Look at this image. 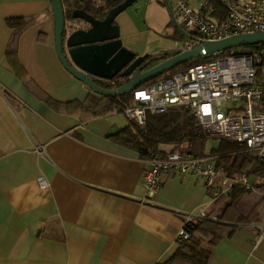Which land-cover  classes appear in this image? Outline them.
<instances>
[{
  "label": "crops",
  "instance_id": "1",
  "mask_svg": "<svg viewBox=\"0 0 264 264\" xmlns=\"http://www.w3.org/2000/svg\"><path fill=\"white\" fill-rule=\"evenodd\" d=\"M15 17L35 22L12 43ZM115 22L123 48L151 56L149 31L130 11ZM93 96L98 107L108 101L57 54L51 1L0 0V264H160L178 250L192 214L217 215L196 175L164 174L149 197L144 173L152 157L116 137L127 115L120 123L116 113L90 114ZM261 226L219 220L225 237L206 246L208 264H264Z\"/></svg>",
  "mask_w": 264,
  "mask_h": 264
},
{
  "label": "built area",
  "instance_id": "2",
  "mask_svg": "<svg viewBox=\"0 0 264 264\" xmlns=\"http://www.w3.org/2000/svg\"><path fill=\"white\" fill-rule=\"evenodd\" d=\"M176 9L188 41L180 52L234 35L264 31V0H177ZM118 79L108 80L117 87ZM125 114L144 125L149 113L162 114L175 106L190 108L208 135L227 137L246 146L264 160V48L217 51L185 71L139 86L132 92ZM227 105V109L224 106ZM216 156H196L189 151H169L151 158L144 173L148 196L159 191L164 174L196 175L203 179L214 202L235 183L250 187L245 176H228L217 166ZM42 186L48 182L40 178ZM219 223L217 215L201 210L187 219L178 238L189 240L193 221ZM264 230V226H261Z\"/></svg>",
  "mask_w": 264,
  "mask_h": 264
},
{
  "label": "trees",
  "instance_id": "3",
  "mask_svg": "<svg viewBox=\"0 0 264 264\" xmlns=\"http://www.w3.org/2000/svg\"><path fill=\"white\" fill-rule=\"evenodd\" d=\"M95 2L96 0H79L77 4L87 11L102 10L101 12L105 13L107 9L95 7ZM34 22V17L9 18L8 23L15 30L11 42L16 43L19 35ZM245 48L249 50L262 49L264 44L247 45ZM167 54H163L166 57L151 55L152 62L150 63L155 65L159 61L161 62L167 58ZM204 60V58L193 59L171 69L170 72L174 74L185 71L190 66ZM161 78L159 76L141 86L159 81ZM127 81L128 79L119 80L118 85L121 86ZM100 85L111 88L108 83ZM107 98L108 101L98 107V97H91L87 101L90 114L125 113V96ZM207 136L208 134L205 133L194 112L184 106L172 107L162 114L149 113L144 125L131 120L126 127L116 134L121 143L134 148L144 157H154L158 154L163 155L169 151H174L183 142L188 144L187 151L196 156L207 154L216 156L217 166L222 167L226 175L231 177L236 174L245 176L250 187H246L241 182L235 183L228 193L221 195L213 202V211L210 212L215 211L219 220L228 221V219H232L246 227L253 223L264 222V160L258 159L255 152L246 150L244 144L223 136L218 137L220 139L218 146L207 153ZM163 145L169 147L165 148ZM216 228V222L204 220L193 222L190 228L191 239L178 238L179 248L176 253L160 264H208L211 250L207 249L206 246L209 245L212 248L225 237ZM231 234L232 232L228 235Z\"/></svg>",
  "mask_w": 264,
  "mask_h": 264
},
{
  "label": "water",
  "instance_id": "4",
  "mask_svg": "<svg viewBox=\"0 0 264 264\" xmlns=\"http://www.w3.org/2000/svg\"><path fill=\"white\" fill-rule=\"evenodd\" d=\"M50 1L55 18L56 49L61 62L93 92L106 97H117L132 92L135 88L193 59H206L214 52L233 47L264 44V31L239 34L218 41H205L202 45L182 52L173 50L167 54V58L152 65L148 54L137 56L135 52L122 47L119 26L114 23L116 16L130 7L135 0H126L106 10L104 18H97L84 8L75 7V10L70 12L63 0ZM165 2L175 18L169 0ZM77 20L84 21L79 23ZM183 32L187 35L186 31ZM126 54L129 55L128 58ZM93 63L97 65L93 66ZM118 74L128 79L118 87L106 88L96 79L98 76L110 80Z\"/></svg>",
  "mask_w": 264,
  "mask_h": 264
},
{
  "label": "rangeland",
  "instance_id": "5",
  "mask_svg": "<svg viewBox=\"0 0 264 264\" xmlns=\"http://www.w3.org/2000/svg\"><path fill=\"white\" fill-rule=\"evenodd\" d=\"M176 1L177 0H169L170 7L173 10L175 18H173L170 8L166 4L165 0H137L134 5L126 9L132 13L133 17H135L142 27L147 28L149 31L147 52H149L152 56H160L164 53H170L173 50H176V48L185 45L186 41H188V36L183 32V30H186L182 26L180 17H178L177 14ZM180 27H182L183 30ZM236 49L244 51L246 48L245 46H239L236 47ZM170 75L172 74L168 71L160 77ZM126 79L127 78L119 76L120 81H124ZM123 96L126 98L124 101L126 105L132 103L133 100L131 92ZM224 109H227V105L224 106ZM114 117L120 123H128L129 121L125 113L116 114ZM218 137L219 136L217 135L207 136V153H209L214 147L218 146L220 141ZM187 146V142H183V144L176 150L186 151ZM168 147L169 146H165V148Z\"/></svg>",
  "mask_w": 264,
  "mask_h": 264
},
{
  "label": "flooded vegetation",
  "instance_id": "6",
  "mask_svg": "<svg viewBox=\"0 0 264 264\" xmlns=\"http://www.w3.org/2000/svg\"><path fill=\"white\" fill-rule=\"evenodd\" d=\"M64 1V5H65V7H66V9L67 10H70V12H72V10H75V7L77 8H84V7H81V6H78V1L79 0H63ZM124 1H126V0H103V2L104 3H102V4H100L99 5V7H101V8H105V9H107V10H109V9H111V8H114V7H116L117 5H119V4H121V3H123ZM137 2V0H135L132 4H131V6L132 5H134L135 3ZM82 4V3H81ZM99 11H102V10H94V11H92V10H88V12L91 14V15H93V16H95V17H97V18H104V16L101 14V12H99ZM69 12V13H70ZM70 15V14H69ZM116 19V18H115ZM77 21H80L79 23H81V22H83L84 20H77ZM85 23V25H87V23L86 22H84ZM114 23L116 24V22H115V20H114ZM126 56V58H128V56L129 55H125ZM150 57V56H149ZM160 62V61H159Z\"/></svg>",
  "mask_w": 264,
  "mask_h": 264
}]
</instances>
